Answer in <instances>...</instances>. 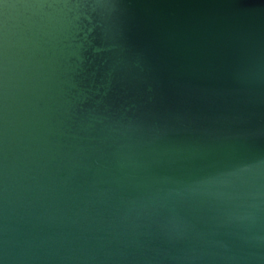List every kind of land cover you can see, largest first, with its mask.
Wrapping results in <instances>:
<instances>
[{"label":"water","instance_id":"95a60500","mask_svg":"<svg viewBox=\"0 0 264 264\" xmlns=\"http://www.w3.org/2000/svg\"><path fill=\"white\" fill-rule=\"evenodd\" d=\"M0 264H264V0H0Z\"/></svg>","mask_w":264,"mask_h":264}]
</instances>
